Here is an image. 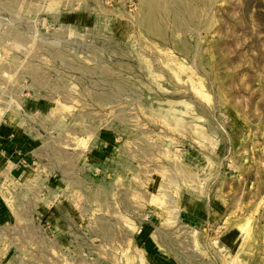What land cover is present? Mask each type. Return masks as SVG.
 Listing matches in <instances>:
<instances>
[{
    "label": "rangeland",
    "instance_id": "obj_1",
    "mask_svg": "<svg viewBox=\"0 0 264 264\" xmlns=\"http://www.w3.org/2000/svg\"><path fill=\"white\" fill-rule=\"evenodd\" d=\"M0 264H264V0H0Z\"/></svg>",
    "mask_w": 264,
    "mask_h": 264
}]
</instances>
